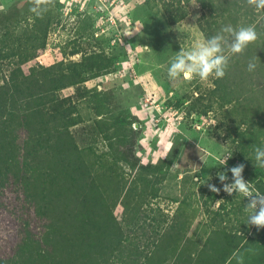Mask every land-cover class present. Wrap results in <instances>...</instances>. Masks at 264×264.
<instances>
[{
  "label": "trees",
  "instance_id": "trees-1",
  "mask_svg": "<svg viewBox=\"0 0 264 264\" xmlns=\"http://www.w3.org/2000/svg\"><path fill=\"white\" fill-rule=\"evenodd\" d=\"M194 1L204 38L224 25H254L258 38L230 57L223 78H212L209 105L202 107L195 78L188 81L194 84L190 92L169 87L165 93L174 92V108L187 103L189 114L207 115L214 103L238 117L232 140L238 152L230 163L242 158L244 180L264 194V168L254 159V148L264 147V10L245 0ZM165 11L173 24L187 14L180 6ZM43 15L22 19L17 6L0 12V207L3 221L6 214L13 218V228L0 239V264H264V228L239 241L225 230L190 239L179 212L168 218L159 209L150 217L177 153L142 165L124 187L118 154L135 171L144 151L139 141L149 127L135 121L139 128L133 129L125 118L96 119L104 108L101 99L95 118L90 115L85 103L94 98L84 83L110 73L117 62L98 43H87L84 51L77 44L70 56L83 52L79 60L35 64L24 72L46 50L50 21L43 23ZM250 61L257 65L253 72L247 70ZM67 88L73 92L62 95ZM100 144L108 148L102 151ZM30 218L38 225L30 228Z\"/></svg>",
  "mask_w": 264,
  "mask_h": 264
},
{
  "label": "rangeland",
  "instance_id": "rangeland-1",
  "mask_svg": "<svg viewBox=\"0 0 264 264\" xmlns=\"http://www.w3.org/2000/svg\"><path fill=\"white\" fill-rule=\"evenodd\" d=\"M177 1L53 0L42 16L43 23L47 19L50 21L46 50L22 69L27 73L28 68L35 64L50 66L60 60H79L83 52L70 56L77 44L81 51H84L82 46L88 48L87 43L100 44L117 62L110 73L84 83L94 98L92 104L85 103L90 115L95 118L94 105L98 104L96 99H101L104 108L96 119L109 123L113 119H130L134 122L133 129L139 128L135 122L138 121L150 130L139 141L144 151L138 154L137 171L131 170L118 154L117 164L123 168L120 181L124 187L129 185L142 165L164 159L170 152L177 153L178 160L168 169L165 180L159 185L158 201L150 205V217L155 218L159 209L167 213L168 218L179 212L181 226L190 239L225 230L230 237L239 235L234 239L239 241L253 235L257 229L247 225L249 213L244 206L248 199L243 195L229 196L225 193L217 175L226 172V183H232L229 169L242 164L240 157L230 163L233 154L238 152L232 142L237 130L233 120H239L238 117H230L226 107L219 108L214 103L207 115L189 114L187 103L174 108V92L165 93V88L169 87L177 89L178 94L191 91L194 84L188 81L192 78L170 80L168 68L181 47L189 50L204 39L199 28V3L194 0L188 3ZM33 5L34 0H0V12H8L17 6L20 17L25 19L31 15ZM177 6L185 8L187 14L173 24L165 7L173 11ZM28 21L31 23L33 19ZM194 78L202 86V107L209 105L208 89L214 77L208 81ZM72 92L73 88H67L61 93L69 95ZM99 148L104 151L108 147L104 144L103 148L100 144ZM226 157L229 159L224 165ZM208 184L220 191H210ZM251 188L257 194L253 185ZM3 211L0 207V239L13 228L12 215L7 217L6 214L3 221ZM120 213L121 208L117 207L114 215L119 218ZM29 221L30 228L38 225L36 219L30 218ZM219 252L222 254V249Z\"/></svg>",
  "mask_w": 264,
  "mask_h": 264
},
{
  "label": "clouds",
  "instance_id": "clouds-1",
  "mask_svg": "<svg viewBox=\"0 0 264 264\" xmlns=\"http://www.w3.org/2000/svg\"><path fill=\"white\" fill-rule=\"evenodd\" d=\"M52 2L53 0H34V5L30 11L36 15H41L47 10L46 6ZM245 2L257 10H264V0H245ZM257 38L258 34L254 25L236 28L232 25H224L215 35L202 39L191 49L185 50L181 47L168 68L169 79L198 77L201 81H208L210 77L223 78L230 57L234 54H241ZM256 67V63L250 61L247 70L253 72ZM228 159L229 157L225 158L224 165ZM254 159L256 167L264 168V147L254 148ZM244 167V164H239L229 169L232 175V183H226L228 179L226 172H219L217 174L218 179L223 184V191L229 196L239 194L248 199V203L244 206V210L249 213L247 225L255 226L258 229L264 228V194L253 193L251 183L246 182L243 178ZM198 180L199 177H197ZM207 186L214 193L220 191L212 184Z\"/></svg>",
  "mask_w": 264,
  "mask_h": 264
}]
</instances>
